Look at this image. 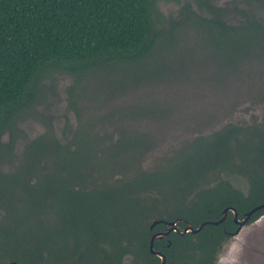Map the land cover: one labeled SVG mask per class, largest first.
Segmentation results:
<instances>
[{"label": "trees", "instance_id": "16d2710c", "mask_svg": "<svg viewBox=\"0 0 264 264\" xmlns=\"http://www.w3.org/2000/svg\"><path fill=\"white\" fill-rule=\"evenodd\" d=\"M161 1L0 0V163L13 167L0 171V232L18 250L9 254L2 246L9 257L0 264H159L149 249L153 219L198 226L219 219L225 207L241 214L264 203V119L232 116L237 103L231 99L244 67L264 65V17L250 2L222 8L194 0L205 10L176 22L164 17ZM61 74L91 77L100 87L90 97L72 93L78 123L66 120L58 134L43 102L46 81ZM188 83L196 93L213 88L225 98V115L219 106L224 116L215 120L223 125L210 129L214 118L197 111L190 126L185 91L169 103L159 94ZM138 88L147 100L104 109ZM26 116L43 131L19 143ZM144 122L165 128L177 122L197 135L145 168L144 157L165 137L140 131ZM263 214L264 207L249 222ZM12 216L32 227L12 223ZM231 219L207 224L196 236L173 234L170 246L157 240L155 249L166 254V264H216Z\"/></svg>", "mask_w": 264, "mask_h": 264}, {"label": "rangeland", "instance_id": "374dc122", "mask_svg": "<svg viewBox=\"0 0 264 264\" xmlns=\"http://www.w3.org/2000/svg\"><path fill=\"white\" fill-rule=\"evenodd\" d=\"M212 4L217 5L222 8H231L234 5H237L239 8H247L248 5L252 8H255V12L260 16L264 17V0H211ZM248 2H250L248 4ZM189 4V8L186 7V4ZM159 7L164 17L171 18L176 22L184 21L185 13L189 11L190 13H200V11H204L205 9H198V6L194 2V0H163L159 3ZM164 23L168 25L167 21L164 20ZM180 28L183 26L179 25ZM187 29V28H186ZM192 28H189V36L190 40L188 41V48H190L195 39L193 32L190 31ZM185 32V29H184ZM184 39V38H183ZM244 74L241 73V78L243 76V84L239 88L238 95H233V98L237 103L236 109L232 112V116L236 118H242L249 123L254 121V117H256L257 121L264 119V65L259 63L252 62L251 65H246L244 67ZM49 87V91L46 94L45 100L43 103L47 104L45 110L49 111L51 116L55 118L54 122L57 126L58 134L61 132L60 128L65 124L67 120L69 124L74 127L78 123V117L76 112L72 110V106L70 104V100L75 97L76 93L85 95L86 97H90L93 93L97 91L100 87H97V84H93L94 79L89 77L84 80V77L78 78L73 77L66 74H61L55 76V80L50 78L46 81ZM169 86V88L165 89L164 93H160V96L163 97L169 102L172 100L175 101L174 98L177 97V93H180V90L185 91L184 100H188V110L185 113V117L188 118V125L193 126L194 124V114H197V111L208 112L206 117L214 118L212 121L214 124L210 129H214L215 127H220L223 125L219 123L216 116H224V104L225 98L219 97L218 93L212 88H208L204 91L202 89H198L199 93H196L193 87L188 83L185 87H173ZM85 88L84 92L82 89ZM72 91V92H71ZM145 89L138 88L131 93L122 94L112 101H107V106H105V110H109L112 106L115 107L117 104H121V102H128L130 104L138 105L141 99H146L149 95L143 93ZM253 92L260 95H253ZM251 94V95H250ZM263 94V95H261ZM89 95V96H88ZM152 97V96H151ZM257 97H261L258 98ZM133 98V99H132ZM153 99L158 102L159 99L153 97ZM87 102V101H86ZM78 107L84 105V101L82 99H77ZM89 105L90 102L88 101ZM221 107L223 114H221L218 107ZM42 108V107H40ZM103 109V111H105ZM219 110V111H218ZM218 112V113H217ZM101 113V112H100ZM217 113V115H216ZM87 117V115H85ZM173 117V115H172ZM177 117V116H175ZM226 122V121H224ZM211 126V125H210ZM19 134L18 137L21 139L18 141L22 143L25 139H32L39 133L43 131V127L41 123L34 121L30 116H26L23 118L21 123L18 124ZM138 129L141 131H155L158 136H164V141L160 142L156 148L155 153H148L147 156L144 157L142 161V167L147 168L153 162V158L161 155L163 152L169 151L171 148H181L184 144V140H191L197 133H193L188 131V129L176 122V124H172L167 128L164 127L163 123L152 124L149 122H144L143 124H139ZM209 129L205 130V133H210ZM167 133V135H166ZM8 135H5L3 141H8ZM162 141V140H161ZM26 142V141H25ZM17 148L21 150L22 146L18 145ZM154 152V151H153ZM152 152V153H153ZM13 167L9 163H0V171L2 173H11ZM237 181V180H236ZM22 187L21 185H19ZM23 188V187H22ZM242 191L245 190V181L242 179ZM21 192H17L19 194ZM20 196V195H19ZM159 209H154L153 214H156ZM12 223H19V221H24L26 224L24 225V229L28 228V230L32 227V221L25 220L18 216H12ZM54 217L51 216V219ZM48 219L45 223L41 222L43 225L49 222ZM51 221V220H50ZM52 223V221H51ZM136 228L140 229L138 225H135ZM27 230V231H28ZM26 231V233H27ZM238 234L234 235L229 243L225 244L223 251L219 255L217 264H264V214L261 215L256 221L247 223L243 227L240 228ZM12 240H8L5 232H0V259L8 258L9 255L3 251V247L10 248L7 252L17 253V249L14 247H9L8 244L11 243ZM7 245V246H6ZM76 264H80L76 261Z\"/></svg>", "mask_w": 264, "mask_h": 264}, {"label": "flooded vegetation", "instance_id": "af4514ba", "mask_svg": "<svg viewBox=\"0 0 264 264\" xmlns=\"http://www.w3.org/2000/svg\"><path fill=\"white\" fill-rule=\"evenodd\" d=\"M244 180V179H243ZM245 181V180H244ZM246 182V181H245ZM247 184V183H246ZM246 190V189H245ZM242 195L244 196V197H246L247 196V192H243L242 191ZM264 204V203H263ZM259 205H262V204H258V205H256V206H254V207H252L250 210H252L253 208H255V207H257V206H259ZM229 207V206H228ZM231 207H234V206H231ZM226 208V207H225ZM225 208H223L222 209V211H221V217L219 218V219H217V220H205V221H203V222H201L198 226H194L193 224H192V222H190V221H187V220H185V219H180V218H176V219H173V220H166V219H158V220H156V219H153L151 222H153V221H158L155 225H153V226H151L150 225V229L152 230V233H151V236H150V240H151V238H152V236L153 235H155V234H157V233H164V232H166L169 228H170V232L166 235V236H163V237H159V236H157L155 239H154V242H153V248H154V250L155 251H158V252H161L162 254H164L165 255V264L167 263V256H166V254L165 253H163L162 251H160V250H157V249H155V241H161V242H165V244L167 245V246H170L171 244H172V239L170 238V236H172L173 234H178V235H180V236H186L187 234H191L192 236H196V234H198L199 232H201L202 231V229L207 225V224H210V225H220V224H223L227 219H229V215L231 214L232 215V219L230 220V222H231V225H233L234 227H233V229H231V230H226V229H223V231L226 233V238H224V242H223V244H222V248H221V250H220V252L218 253V255H217V261H216V264L218 263V259H219V255L221 254V252L223 251V249H224V246H225V244H227V243H229V241L231 240V238L234 236V235H236V234H238V232H240V231H238L237 232V230H238V228L240 227V225H239V222L240 221H242L243 219H244V217H245V214L247 213V212H249L250 210H248V211H245V212H242L241 214L239 213V211H238V209L236 208V207H234L235 209H236V213H237V215L235 216V213H234V211H232V210H229V211H227L226 212V214L224 215L223 214V210L225 209ZM263 208V207H262ZM262 208H260V209H262ZM260 209H258V210H260ZM258 210H256L254 213H256ZM254 213L252 214V215H254ZM252 215H251V217H252ZM251 217L249 218V220L244 224V225H246L247 223H251V222H249L250 221V219H251ZM176 222V224H171L172 222ZM256 221V220H255ZM216 222V223H215ZM152 224V223H151ZM159 224H162V225H164L165 226V228L163 229V230H161V229H156V230H154V228L156 227V226H158ZM201 224H204V226L202 227V229L201 230H199V231H193V230H191V229H189L188 227H189V225H192V227H193V229L195 230V229H197V228H199L200 227V225ZM244 225H242V227L244 226ZM149 249H150V244H149ZM150 252H151V250H150ZM154 256H156V257H158L159 258V264H161V262H162V259H161V257H159V256H157L155 253H153V252H151Z\"/></svg>", "mask_w": 264, "mask_h": 264}, {"label": "water", "instance_id": "95a60500", "mask_svg": "<svg viewBox=\"0 0 264 264\" xmlns=\"http://www.w3.org/2000/svg\"><path fill=\"white\" fill-rule=\"evenodd\" d=\"M262 207H264V204L259 205V206L255 207V208H253L252 210H250L249 212H247V213L245 214L244 219H243L242 221L239 222L240 227L238 228L237 232L240 230V228L242 227V225H244V224L249 220V218L251 217V215H252L256 210H258V209H260V208H262ZM229 210L234 211L235 216L237 215V213H236V209H235L234 207H231V206L226 207V208L223 210V214L225 215L226 212L229 211ZM157 222H158V221H156V220L153 221L152 224H151V226L155 225ZM215 223H216V222H215ZM171 224H172V225H173V224H176V222L174 221V222H172ZM203 226H204V224H201L200 227L197 228V229H195V230L193 229L192 225H189L188 228L191 229V230H193V231H199V230L202 229ZM169 232H170V228H169L166 232H164V233L162 232V233H157V234L153 235L152 238H151V240H150V250H151V252L155 253L157 256L161 257V259H162L161 264H165V255L162 254L161 252H158V251H155V250H154V248H153V242H154V239H155L157 236H159V237H163V236H166Z\"/></svg>", "mask_w": 264, "mask_h": 264}]
</instances>
